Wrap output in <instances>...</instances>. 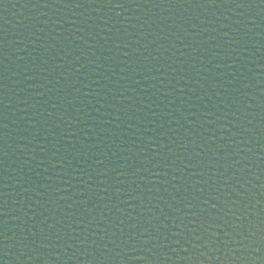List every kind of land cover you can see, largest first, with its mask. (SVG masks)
Listing matches in <instances>:
<instances>
[{
  "label": "water",
  "instance_id": "water-1",
  "mask_svg": "<svg viewBox=\"0 0 264 264\" xmlns=\"http://www.w3.org/2000/svg\"><path fill=\"white\" fill-rule=\"evenodd\" d=\"M0 264H264V0H0Z\"/></svg>",
  "mask_w": 264,
  "mask_h": 264
}]
</instances>
